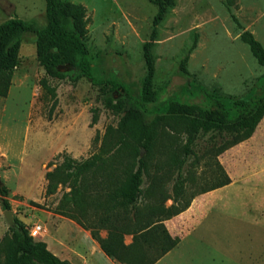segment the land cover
Instances as JSON below:
<instances>
[{
	"label": "rangeland",
	"instance_id": "obj_1",
	"mask_svg": "<svg viewBox=\"0 0 264 264\" xmlns=\"http://www.w3.org/2000/svg\"><path fill=\"white\" fill-rule=\"evenodd\" d=\"M63 1L85 7L83 41L93 76L117 80L125 89L93 85L85 77L76 81L65 77L48 78L49 86L54 88L53 94L49 93L40 85L45 72L36 58L35 37L31 32L23 36L19 65L13 72L7 95L0 96V180L8 188L7 199L14 218L26 224L35 240L48 239L49 249L59 258L50 239L61 240L72 233L67 216L55 212L69 187L59 185L55 193L45 195V173L60 164L65 154L82 160L94 153L106 159L102 168L95 170L94 181L103 180L101 174L114 168H118L115 174L122 171L126 160L108 158L115 148L104 149L103 135L108 126L118 127L127 109L139 111L147 122L153 117L134 100L146 72L143 45L149 40L157 11L151 0ZM174 1L175 5L156 26L152 89L157 91L158 100L147 104V110L175 95L192 102L202 100L200 95L181 94L191 78L208 87L219 86L230 96L260 93L257 78L262 66L240 39V33L248 30L264 45V0ZM11 16L43 25L45 0H0V23ZM186 54L189 75L179 69ZM106 95L112 96L113 102H120L122 109L106 107L103 100ZM93 115L96 121L91 123ZM154 129V141L148 151L136 144L124 126L114 137V141L122 138L120 148L125 154L135 144L139 156L148 157L141 199L153 198L149 193L154 179L161 181L158 190L167 207L175 197L180 203L227 175L230 184L218 192L209 213L215 221L212 232L219 246L233 249L234 253L249 250L251 257L264 259V116L249 138L221 153L216 150L227 134L199 135L183 167L181 197L174 192L176 166L170 164L167 156L182 157L187 134L172 121L159 122ZM92 183L87 181L89 192L93 190ZM30 200L44 207H36ZM68 208L78 212L71 204ZM88 210L91 211L90 206ZM78 217L87 222L88 215ZM4 235H10V230L0 207V239ZM60 247L64 253L65 246Z\"/></svg>",
	"mask_w": 264,
	"mask_h": 264
},
{
	"label": "trees",
	"instance_id": "obj_2",
	"mask_svg": "<svg viewBox=\"0 0 264 264\" xmlns=\"http://www.w3.org/2000/svg\"><path fill=\"white\" fill-rule=\"evenodd\" d=\"M157 11L153 17V29L149 40L143 45L145 75L143 76L135 103L143 111L152 114L150 121H144L142 114L135 109H127L120 119L117 128L108 126L103 140L104 149L114 146L115 153L109 154V159L125 161L122 171L115 174L118 168L101 174L103 180H96L95 170L102 168L106 159L99 153L77 160L64 155L60 164L46 171L45 195L56 192L57 187L68 186L63 192L61 200L55 208L57 214L75 219L82 227L89 229L92 238L97 240L104 253L115 257L124 264H150L157 257L175 245L177 239L171 238L162 220L184 210L190 200L177 202L173 199L170 206H164V198L159 193L160 179H154L149 195L153 198L142 200V184L148 172V157L139 156L137 146L125 154L121 151L120 140H115V133L123 126L132 136L136 144L149 150L155 137L154 126L165 121L177 123L186 132V142L182 147V157L168 155L170 164L176 166V181L174 192L181 197L184 192L183 167L188 155L192 153V145L203 133L227 134V138L217 148V153L249 138L255 127L264 116V45L254 35L243 30L240 39L248 46L250 53L262 66V73L257 78L260 93H246L242 96L224 94L219 86L208 87L191 78L181 89V94L187 97L200 95L202 100L192 102L182 100L180 96L169 97L164 102L147 110L146 105L158 100V93L152 89L154 73V54L152 53L153 39L156 35V26L160 23L167 10L175 5L174 0H151ZM46 22L36 26L17 16H11L0 23V96L7 95L14 70L20 62L19 48L23 36L31 32L35 37L36 58L43 67L45 76L40 79V85L49 93L54 88L49 86L48 78L63 79L69 77L76 81L81 77L87 78L93 85H110L115 88L124 85L114 79H101L93 76L91 62L84 44L86 34L85 7L82 4L63 0H45ZM188 54L179 63L180 71L189 75L187 70ZM104 105L113 110L122 109L120 102H113L110 95L104 97ZM96 121L92 116L91 123ZM119 141V144H118ZM134 142V143H135ZM117 145V146H116ZM105 155H108L107 151ZM49 164V162H48ZM122 165V163H121ZM90 178V179H89ZM113 180H110L112 179ZM87 181H92V191L88 190ZM227 175L205 192L228 184ZM8 188L0 180V206L10 209L7 199ZM36 207L43 208V204L30 200ZM75 206L77 213L71 212L68 205ZM89 206L91 211L88 210ZM88 215L87 222L78 215ZM15 225L9 226L10 235L0 239V264H70L52 253L43 240H35L29 233L26 224L14 218ZM106 228L107 235L99 236V229ZM132 233V242L123 244V234ZM153 251L148 260L146 255ZM147 260V261H146Z\"/></svg>",
	"mask_w": 264,
	"mask_h": 264
},
{
	"label": "crops",
	"instance_id": "obj_3",
	"mask_svg": "<svg viewBox=\"0 0 264 264\" xmlns=\"http://www.w3.org/2000/svg\"><path fill=\"white\" fill-rule=\"evenodd\" d=\"M229 184L195 195L184 210L162 220L168 235L177 241L150 264H264V259L251 257L249 250L242 249L234 253L233 249L219 246L217 237L212 232L215 221L209 216L210 210L218 192ZM67 219L73 227L72 233L61 240L55 237L50 239L56 245L60 259L70 264H124L117 258L106 255L97 240L92 238L89 229L82 227L75 219ZM74 229L76 233H73ZM106 235V228H100L99 236L104 238ZM132 236V233H124L123 244H130ZM42 240L49 249V240ZM60 245L65 246L64 253ZM152 256L153 251L146 255V259Z\"/></svg>",
	"mask_w": 264,
	"mask_h": 264
},
{
	"label": "water",
	"instance_id": "obj_4",
	"mask_svg": "<svg viewBox=\"0 0 264 264\" xmlns=\"http://www.w3.org/2000/svg\"><path fill=\"white\" fill-rule=\"evenodd\" d=\"M2 214H3L4 220L8 224V226H14L15 225L13 211L11 209H3Z\"/></svg>",
	"mask_w": 264,
	"mask_h": 264
}]
</instances>
